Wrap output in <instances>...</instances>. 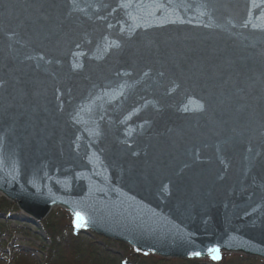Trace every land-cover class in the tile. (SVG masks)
<instances>
[{
  "label": "water",
  "instance_id": "1",
  "mask_svg": "<svg viewBox=\"0 0 264 264\" xmlns=\"http://www.w3.org/2000/svg\"><path fill=\"white\" fill-rule=\"evenodd\" d=\"M0 196L264 262V0H0Z\"/></svg>",
  "mask_w": 264,
  "mask_h": 264
},
{
  "label": "rangeland",
  "instance_id": "2",
  "mask_svg": "<svg viewBox=\"0 0 264 264\" xmlns=\"http://www.w3.org/2000/svg\"><path fill=\"white\" fill-rule=\"evenodd\" d=\"M16 209H17L16 212L10 213L9 215L0 214V224H2L0 228V264H7L8 259L12 256V254L15 255L20 251H22L23 253L31 254L33 262L35 261L38 262L39 264H44V261H42V259H46V257L47 260H54V257L51 255L53 249L56 250L54 255L58 256V254L61 252L63 254H66L68 250H72V249L80 250L83 249L80 247L86 246L85 240L81 238L71 243L70 239H72V237L69 236L71 235V233H68L67 230L66 231L59 230V232L57 233L58 236L56 235L53 237L55 233L51 234V240L56 242V244L52 246L50 239H48L46 237L47 235L44 232H42V230L40 229L41 224L39 226L33 225L26 219V217H24V215L22 216L20 210L17 207ZM59 210L65 212L67 216H69V214L65 210L57 207H53L46 216V218L41 223L50 219V225L54 226L56 224H59L61 226H64L66 222L65 215L61 214ZM32 227L35 228V230ZM79 234L83 235L84 237H88L93 244L98 245L103 249L106 248L104 250L109 255H113L119 260L125 258L124 254L126 250L122 248V246L120 245H123L124 247H127L128 249L132 250L129 246L123 243L109 240L104 237L102 238L100 236H95L94 234H91V232H86V233L84 232ZM38 237L44 239V243L41 242ZM223 255L231 256L229 254H223ZM223 255H220L219 259L200 260V264H216ZM150 256H155V255H150ZM234 256H240V255H234ZM225 259L226 261H229L228 258ZM249 259H253V258H249ZM168 260H179V259H168ZM253 260L260 261L258 259H253ZM260 262L264 264L263 261Z\"/></svg>",
  "mask_w": 264,
  "mask_h": 264
},
{
  "label": "trees",
  "instance_id": "3",
  "mask_svg": "<svg viewBox=\"0 0 264 264\" xmlns=\"http://www.w3.org/2000/svg\"><path fill=\"white\" fill-rule=\"evenodd\" d=\"M16 206L9 203L7 200H5L3 197H0V214L9 215L10 213L16 212ZM60 211V210H59ZM61 214L65 215V225L61 226L59 224H56L54 226L50 225V219L46 220L45 222L41 223V230L44 232L48 239H50V242L52 243V246L56 244V242L51 240V234L55 233L54 236H58L59 230L66 231L68 233H71L72 239H70V242H75L78 239H84L86 242V246L80 247L83 249L76 250H68L66 254H63L62 252L58 254V256H55L54 253L56 252L55 249H53L52 256L54 257V260H47L42 259L44 261V264H122L123 262L125 264H200V260H167L160 257L150 256V255H143L140 253H137L135 251H132L128 249L127 247L122 248L126 249L124 254V259L119 260L113 255H109L104 249L99 247L98 245H95L92 243L91 240H89L88 237H84L83 235H80L78 233L74 234L72 230L71 220L69 216L63 211H60ZM68 223V224H67ZM8 224V223H7ZM2 224H0L1 228ZM31 227V226H30ZM33 228V227H32ZM35 230V228H33ZM52 237V238H53ZM83 237V238H82ZM41 242L44 243V239L38 237ZM69 242V241H68ZM48 255V254H47ZM50 255V256H51ZM225 258H228L229 261H226ZM33 262L32 255L29 253H23L20 251L19 253L13 255L8 259L7 264H39L38 262ZM216 264H262L260 261H256L249 258H244L242 256H222L218 263Z\"/></svg>",
  "mask_w": 264,
  "mask_h": 264
},
{
  "label": "snow or ice",
  "instance_id": "4",
  "mask_svg": "<svg viewBox=\"0 0 264 264\" xmlns=\"http://www.w3.org/2000/svg\"><path fill=\"white\" fill-rule=\"evenodd\" d=\"M72 3L74 4L75 0H72ZM121 6L123 7L124 5H121ZM114 46L118 47L119 45H114ZM76 216H77L78 220H82L83 219V217L80 216V213H76ZM79 226L80 225L77 224V227H79ZM208 251H209V254L212 255L213 259H219V255H218L219 249L218 248H216V247L209 248ZM200 254H201L200 251H193L191 253V255H194V256H199Z\"/></svg>",
  "mask_w": 264,
  "mask_h": 264
}]
</instances>
